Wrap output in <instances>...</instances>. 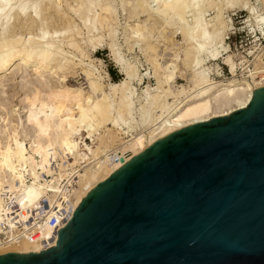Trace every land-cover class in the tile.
<instances>
[{"label":"bare ground","instance_id":"1","mask_svg":"<svg viewBox=\"0 0 264 264\" xmlns=\"http://www.w3.org/2000/svg\"><path fill=\"white\" fill-rule=\"evenodd\" d=\"M117 1L121 0H0V76L4 77V74L11 73V67L15 66L24 73L33 71L39 78H43L44 73H48L54 77H61L59 83L64 81L68 72L59 73L62 66L57 62V57L61 56L60 58L66 61L71 60L74 56H71L72 52L65 51V48L75 49L82 54V47L95 48L103 42L102 37L105 34L113 36L112 17L116 15ZM235 1L132 0L127 2L130 17L138 19L130 27L131 37L141 43L143 52H152L150 54L152 56L148 54L147 56L153 64H150L154 69L153 75L159 78L161 86L173 80L174 73L168 70L169 62L168 65H162L157 60V57L162 56L156 51L154 45L156 43L152 42L157 40L152 39L154 27L156 25L160 27L158 38H164L171 46H175L167 27L177 26L186 43L184 62H190L191 54H195V59L192 61L200 64L206 58L218 55L214 43L221 42L222 32L228 28L220 17V4L235 5ZM210 9H215V15L211 19H206L205 13ZM141 17L145 19L140 20ZM55 23L59 24L60 28L53 27V30H49V26ZM80 24L91 33L92 38L86 39V37L84 42L72 38L74 31L79 35ZM112 43L108 45L111 50L114 48ZM116 56H113L114 59ZM263 57L253 69H248L241 79L212 81L204 73L192 71L193 74L189 78L194 90L184 99L172 103L173 107L166 101H160L158 105L156 103L159 98L168 95L176 97L183 90L173 92L161 88L159 97L157 96L154 103L162 113H156L155 122L149 126L152 128L147 133L145 130L143 134H136L114 147L112 151L117 154L116 161L108 156V151H111L109 148L113 145L109 147L104 135L99 136V144L94 149H88L94 161L82 166L79 170L82 173L76 172L75 168L88 152H81L78 146L79 142L75 138L78 128L91 126L92 130H95L109 122L114 125L118 118L112 116V111L126 120L133 99L138 98L132 86L129 87L130 81L140 77L137 63L128 64L126 61L127 65L123 68L125 79L111 86L113 94H119V102L114 104L115 106L108 100L101 85L94 79L93 73L86 69L82 72L91 91L86 92L82 87H71L63 83L54 85L46 91L45 85L30 89L23 100L27 106L24 121L30 127H24V121L22 127H0V220L6 219L9 224L14 223L15 206L21 205L24 201L27 205H32L38 200L41 201L28 210L31 217L39 215L43 206L46 208L47 205H55L59 209L62 208L65 218L69 219L84 197L98 183L104 181L116 169L156 140L185 126L208 121L213 117L229 115L237 109L246 107L255 90L264 86ZM117 61L125 60L117 57ZM192 61L190 63L194 64ZM80 62L82 61L79 59ZM226 62L229 63L230 71L233 73V63L229 58ZM93 92L94 94L101 92L102 97L93 99ZM4 94V90L0 87V95ZM147 97H150L149 94ZM155 104L154 106L157 107ZM149 121L145 119L146 124ZM114 138L109 137L108 142L113 144ZM68 169L70 170L64 174ZM25 172L32 176L31 183H25ZM71 172H76L69 178L71 187L60 190L61 180L68 178ZM48 174L52 175L50 179L47 178ZM42 234V241L35 243L28 242L24 238L13 242L2 239L0 255L8 252H39L55 243L56 235L50 229H44Z\"/></svg>","mask_w":264,"mask_h":264},{"label":"water","instance_id":"2","mask_svg":"<svg viewBox=\"0 0 264 264\" xmlns=\"http://www.w3.org/2000/svg\"><path fill=\"white\" fill-rule=\"evenodd\" d=\"M0 264H264V86L98 183L54 246Z\"/></svg>","mask_w":264,"mask_h":264},{"label":"rangeland","instance_id":"3","mask_svg":"<svg viewBox=\"0 0 264 264\" xmlns=\"http://www.w3.org/2000/svg\"><path fill=\"white\" fill-rule=\"evenodd\" d=\"M131 1L132 0H121L119 2L117 1L118 8L116 11V15L112 17L113 19L111 18L112 22L114 23L112 24L114 28L113 36L105 34L102 37L103 42L95 48H91L89 46L84 48L82 47V54L80 51H76L75 49L65 48V51L72 52L71 56L74 57H72L73 59L71 60L69 59L68 61H66L62 60L60 58L61 56L57 57V62H59V64L62 66V69L59 73L61 74L62 71L68 72L66 73L67 75L65 74L66 78L64 79V81L59 83L58 80H60L61 77H54L49 75L48 73H44V77L39 78L36 76V74H34L33 71H27L26 73H24L22 70L16 68L15 66L11 67V73L4 74L5 79L3 75H1L0 81L3 79L4 80L0 82L2 83V86L0 87L4 90L5 94L0 95V127H22V121L25 120V112L27 109V106L23 100L25 94L30 92L34 87L45 85L44 90L46 91L48 88L54 87V85L56 86L63 83L71 87H82L86 92L91 91V89L89 88V83L84 73L82 72L83 69L89 70L93 73L94 79L98 81L103 89V92L107 95L108 100L111 101L113 106H115L119 102V94H113L111 86L119 84V81L121 83L125 79V72H123V68L125 65H127L126 61H128V64L137 63L138 74L140 77H138V79L130 81L129 87L132 86L131 88L135 90L138 98L133 99L129 114L125 117L126 120L124 121L122 118H120L117 112L112 111V116L114 118H118V121H116L114 125L109 122L103 127L95 128V130H92L91 126L79 127L75 135L76 140L79 142L78 146L79 148H81V152H87L89 148L94 149L96 145L99 144L98 137L102 135H104L105 142L107 145H109V147L113 145L111 148H109L110 150H112L114 147L119 145V143L121 144V142L132 138L136 134H143L142 132H145V130L147 133V131L152 128L149 126L155 122L156 117L154 116H157L156 113H162V111H159V108L157 106L160 101H166L167 103L170 102V104L172 105L171 107H173L176 102H178L180 99H184V97L187 96L188 93L190 94L194 90L192 81H190L191 78H189L193 74L191 73L192 71H195L194 73H204L212 81H224L225 79L230 78L241 79L242 76L247 73V70L253 69L259 59L263 57L264 0H240V2L239 0H236L235 5L220 4L221 6H223H220V17L225 22V24L228 25V28L227 30H224L222 32L223 39L221 40V42L217 41L216 43L218 44L214 43V45H216V50H218L219 52L218 55H215L213 58H206L200 64H197V62H193L196 56L195 54H191L192 56H190V62L193 60L192 62L194 64L188 61L184 62V48L186 43L185 38H183V36L180 34L177 26L167 27V30L171 34L170 36L177 46H171L166 39L158 38V30H160V27L157 25L154 27L152 39L154 40L156 38L157 40H154L152 42L153 44L156 43L154 44L156 46V51L159 52L163 57H157V60L159 64L162 65H168L170 63V67L168 70H171L174 73L173 80L166 84H162L161 86L159 84V78L153 75L154 69L153 66H151L153 64L151 63L152 61L149 60L150 57H148L152 52H143V48L140 47L141 43L138 40L136 41L135 38L131 37L132 33L130 27L132 26V24L138 21V19H136L135 17L132 19V17H130V14L128 13V10L130 8L128 7L127 2ZM214 13L215 9H210L205 13V18L211 19L212 17H214ZM143 19H145V17L140 18V20ZM53 27L55 29H58L60 28V25L57 23H55L54 25H50L49 30H53ZM175 30L177 31L175 32ZM79 31V35L81 36L76 34L75 31L73 32L74 35L73 33H71L73 35L72 38L76 41L81 42L82 40V42H84L86 41V37V39L92 38L91 33H88L86 28L83 27L82 24L79 25ZM228 36L229 39L226 40ZM25 37L27 38V35ZM109 43H112L114 47L113 50L108 47ZM129 46L131 48L130 50ZM114 50L116 51L114 52ZM112 55L117 56L114 59ZM160 55L158 54V56ZM117 57L122 58L125 61H117ZM173 58L176 59L174 60ZM227 58H229L234 65L233 73L230 71L229 63L226 62ZM79 59L82 61L80 62L81 65L79 63ZM177 62H179V64ZM175 63H177V65ZM171 64L173 66H171ZM42 79L46 80H43V82ZM168 86H170V88H168ZM161 88L164 90H173V92L183 90V92H181L176 97H173L171 95H168L166 97L161 96L162 98H159L157 100L158 102L156 103V105L154 102L159 97L158 94H160L159 91H161ZM147 94H149L150 97H147ZM94 97L96 99L101 98V92H95V94L93 92L92 98L95 99ZM146 98L149 100V102ZM154 104L157 107H155ZM153 108L156 110H152ZM150 110H152L153 113H151L152 111L150 112ZM165 112H163V114H165ZM150 117L153 118L151 119ZM145 119H147L148 121L149 119H151L153 121L150 123V120L146 124ZM24 127L30 126H27V123L24 121ZM107 128L111 130L107 131ZM83 129L85 130V134L87 135V137L92 141V145H90L89 143H85V141L82 140L84 134H82L81 130ZM111 131L113 132V134ZM79 136L80 138L78 139ZM111 136L115 137L113 144L108 142L109 137ZM78 173H82V171H79ZM0 241H2L1 237Z\"/></svg>","mask_w":264,"mask_h":264},{"label":"built area","instance_id":"4","mask_svg":"<svg viewBox=\"0 0 264 264\" xmlns=\"http://www.w3.org/2000/svg\"><path fill=\"white\" fill-rule=\"evenodd\" d=\"M228 39H229V36L226 40ZM81 132L82 134H84V136L82 137V140L85 141V143H89L90 145H92L93 143L85 134V130L83 129L81 130ZM79 138L80 136L78 137V139ZM108 153H109L108 156L112 158L113 160L116 161L118 159L117 154H115V151L113 152L111 150V151H108ZM91 159L92 157H90V153L88 152L85 158L80 159V163H78L77 168H75L77 170L76 172H78L82 166L87 165L88 162L91 163L92 161H94V159L92 160ZM69 170L70 169H68L64 174H66ZM76 172L74 173L71 172L68 178L65 177L61 180L60 186H59L60 190L71 187V182L69 178ZM24 176H25V183L26 182L31 183L32 176L26 172ZM51 176L52 175L48 174L47 178L50 179ZM40 201L41 200H38L35 204L39 203ZM35 204L27 205V202L24 201L21 205L15 206L16 208H15V220H14L15 222L14 223L9 224V222L6 221V219L0 220V237L3 240L13 242V241H18V239L24 238L25 240L31 243L40 242L42 241V238H43L42 231L48 228L50 229V231L55 233L56 235L55 240L57 241L58 231L66 225V223L68 222V220L70 219L72 215L69 217V219H66L65 212L62 208L59 209L55 207V205L53 206L47 205L46 208L45 206H43V208L41 209L42 212L39 215L31 217V215L28 213V210L31 209L32 206ZM56 241L51 246H54L56 244Z\"/></svg>","mask_w":264,"mask_h":264}]
</instances>
